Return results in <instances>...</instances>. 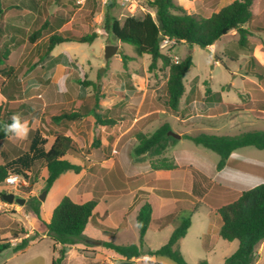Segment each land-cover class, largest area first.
<instances>
[{"label":"rangeland","instance_id":"1","mask_svg":"<svg viewBox=\"0 0 264 264\" xmlns=\"http://www.w3.org/2000/svg\"><path fill=\"white\" fill-rule=\"evenodd\" d=\"M2 1L0 53H4L5 49L9 47L10 60L5 62L7 64L6 67L0 66V79L6 77L3 70L11 65L14 67V73L21 80L23 49H26L24 56H29L32 60L35 57H43L47 40L53 33H72L77 36L98 33V37L91 44L65 42L55 46L54 55L67 51L77 59L70 56L71 65L59 64L58 68H50L48 59L41 60L42 62L39 61V67L37 66L33 70L37 78L29 84L23 83L21 80L23 89L26 86L29 88L18 101L10 104V109L15 111H20L22 106H25L23 109H26V107L33 108V111L23 117L22 121L28 123L29 130L39 129L47 137L46 148H49L53 142L54 134L57 132L65 133L68 129L77 138L78 141L74 140L81 147L84 154L68 153L66 159L77 165L84 163L87 167L90 163L86 162V155H93L95 160L109 157L112 147L108 150H102L100 148L102 139L112 143L130 127L137 115H144L153 108L165 110L170 115L179 114V111L171 110L167 103L166 82L169 74L168 68H164L162 63L158 62L155 69H150L151 59L149 55H138L133 44L121 43L115 40L105 26L106 14L120 21H123L127 16L142 17L147 12L154 16V11L147 7L144 3L145 0H38L39 7L35 10L25 6V4L31 5L29 4L30 0ZM176 1L188 13L208 17L222 5L231 3L234 0H219L218 2L217 0ZM214 2H217L216 6H214ZM259 2L260 0H252L253 20L255 18L256 20L248 24L252 32L248 36V44L244 48L238 45L239 35L237 32L231 31L219 39L213 48L190 47L186 43L178 41L168 51L161 49L163 53L171 57L172 61L175 57L180 61L188 54L192 56L193 66L184 78L185 93L182 96L183 100L187 93H190V95L188 101L184 104L185 109L180 115L181 118L192 117L185 123L177 121L170 116L162 121L155 119L150 127H147L144 122H137L130 131L121 137V142L127 141V145L134 142L138 144L136 139L138 132L151 134L157 130L156 128L164 120L170 123V128L173 132L184 136L195 135L200 132H214V129L217 128L214 125L215 122L219 125L228 122V125H231L230 129L220 131V134L224 135L233 136L249 130H264L263 111L247 110L237 113L239 110H243L244 106L234 105L230 109L232 111L229 112V115L215 118L219 116L221 108L213 103L212 98L207 99V97L212 95L211 92H207L210 89L212 92L220 93L227 102L241 103L243 100L244 103H247L246 108L257 109L256 104L262 103L249 100V93L254 92V84L260 83L264 88V9H259ZM46 22L47 28L35 47L29 42V36ZM15 26L19 30L11 33L9 28ZM6 32L9 33L6 34ZM107 45H118L121 51L113 54L110 58H106L105 50ZM122 55L128 56L125 63L122 61ZM77 60L81 64H78ZM80 80L93 83L88 86L87 94L83 99L79 98ZM62 88L65 90L61 91ZM244 91L248 93H242ZM96 95L99 96L100 105L105 100L108 106H112L113 110L108 112H104L101 106L96 109L104 118H113L115 121L114 125L102 126L96 122L92 115L81 117L75 121L62 120L57 122L52 120L53 116H58L63 111L87 112L95 107ZM246 95L249 98L248 100L245 98ZM120 99L123 100L120 101ZM5 101L6 99L0 94V105L4 104ZM118 101L120 102L115 105L114 103ZM263 104L264 100L260 105ZM237 109L239 110L236 111ZM215 114L216 116H214ZM231 117L233 118L232 122H230ZM172 144L173 142H170L167 149ZM178 145L182 150L197 148L200 153H205L210 160H213L214 157L219 159V155L216 152L202 145H197L186 137L182 138ZM28 146L29 134L22 139L10 135L7 139L0 142V164L23 153L28 149ZM167 149L163 154L167 152ZM132 151L135 152V148ZM241 151L245 153L242 155L257 160L259 158L264 160V152L259 155L256 151L260 150L254 146L244 147V150ZM142 156L139 155L136 164L138 178H143L148 168L159 165L160 159H162V155L158 156V158H153L149 153ZM107 166L102 169L108 171L110 166L113 167L112 163ZM99 169H101V165L95 164L87 170V173L93 177ZM212 171L216 174L214 169ZM215 174H213V179L215 180L210 183L209 189H213L212 186L224 178L222 175V178L217 175L215 177ZM19 176L17 183L8 184L4 181L0 184V242L9 241L15 245L20 243L21 236H25L27 232L35 227L42 231L40 227L41 215L40 218L35 215L33 209L35 202H33L32 197H36L38 201L36 205L39 207L44 202L43 211L46 217L51 214L52 208L64 195L68 180L76 177V173L69 171L60 182L54 186L52 185L53 188L48 190L49 193L45 189L47 170L43 164L39 163L32 170L28 179L21 175ZM134 179L133 183H135ZM196 182H199V185L202 183L198 177ZM238 186H240V183H238ZM201 187L203 193L207 192L203 184ZM248 187L245 184L240 191ZM43 191L47 192L46 199L41 200L39 196ZM10 193L24 202L19 203L14 200L10 203L4 200L3 194ZM218 202L212 201V204H218ZM189 206L188 210L168 220L170 225L161 234H153L150 230L148 237L152 236L149 240L145 239V246L147 243L150 246L166 244L165 238L169 234L171 235L176 226H178L177 224L180 223L181 218L190 215L192 225L189 234L185 240L180 241V250L185 261L188 264H199L202 260H206L208 264H223L224 258L230 252L236 250L239 242L237 240L230 242L220 237L221 218L213 213L215 209L209 207L204 200L195 199L194 203H190ZM192 206H198L199 209L193 212ZM208 209L211 211L210 216L208 215ZM154 223H160L159 214L154 218ZM126 225L127 227L120 234L113 235L111 232V235H109L110 232H108V240H113L117 244L139 243L136 208L127 217ZM207 231H209L210 235L207 234V236L200 238L201 233ZM36 235L35 230H33L30 237ZM78 241L85 242V239L80 237ZM60 247L57 246V249H60ZM89 248L86 245L85 252L81 249V253L86 257L91 255L87 251ZM91 249L96 251V248L91 247ZM141 251L143 253V248ZM11 254V250H6L3 256L0 257V264L1 261L11 256ZM168 261L170 264H178L171 259ZM19 262L21 263V256L14 259L11 264ZM133 263L146 264L145 261H134ZM62 264H65V259ZM103 264L111 263L107 258H104ZM113 264H120V260H115Z\"/></svg>","mask_w":264,"mask_h":264},{"label":"trees","instance_id":"2","mask_svg":"<svg viewBox=\"0 0 264 264\" xmlns=\"http://www.w3.org/2000/svg\"><path fill=\"white\" fill-rule=\"evenodd\" d=\"M217 2H214V6H216ZM144 3L154 11V16L147 12L142 17L127 16L123 21H120L106 14L105 26L115 40L121 43L133 44L138 55H149L151 59L150 69H155L158 62H161L164 68H168L169 74L166 82L167 103L171 110L179 111L181 98L185 93L184 78L193 66V60L191 54H188L178 62L172 61L171 57L161 51L160 43L162 39L170 37L175 38L179 42H184L190 47L208 48L231 31H236L239 35L238 45L246 47L248 36L251 33L248 24L254 18L251 9L252 0H234L208 17L188 13L176 0H145ZM29 4L31 5L25 4V6L31 10L39 7L37 0H30ZM261 7H264V0H261ZM2 13L3 1L0 0V16ZM157 17L162 22L161 26L156 19ZM46 26L47 22L29 36L31 44L37 43L42 38L44 30L47 28ZM9 29L11 33L19 30L16 26ZM8 33L6 32V34ZM97 37L98 33L82 36L72 33H53L47 40L45 53L40 60L48 59L50 68H54L58 64L69 66L71 61H69L70 55L68 53H61L58 56L51 54L55 46L65 42L91 44ZM9 56L10 48L7 47L4 53H0V66L6 67L7 64L5 62L10 60ZM121 58L125 63L128 56L122 55ZM3 73L6 77L0 79V94L6 101L0 105V142L11 135L5 134L3 125L11 123L10 118L14 114H20L21 119H23V117L33 111L31 107L23 109L25 106H22L20 111L10 109V104L21 98L24 89L19 76L14 73V67L10 65L3 70ZM79 84V98L83 99L87 94L88 86L93 83L80 80ZM207 92H211V90L208 89ZM213 94L220 98V93L215 92ZM95 100V107L85 113L63 111L60 115L53 116L52 120L57 122L62 120L75 121L81 117L92 115L96 122L102 126L114 125L115 121L113 118H104L102 114L97 112L96 108L100 107L98 95H96ZM233 107L234 105L232 104L224 105V108L229 111H232L230 109ZM169 130H171L170 125L165 123L151 134L138 132L136 134L138 144L135 148V153L137 155L146 153L162 155L170 142L176 140L168 135ZM28 134V149L0 164V184L13 173L28 179L32 170L41 163L47 170L45 189L48 191L65 172L73 171L79 173L82 170L81 165L74 164L66 159L68 153L84 154L78 143L66 133L57 132L54 134L53 142L49 148H46L47 137L39 129H30ZM184 137L216 152L220 156L217 164L219 170L226 166L229 156L238 148L254 146L258 149H264V130L245 131L233 136L200 132L195 135H185ZM157 168L172 169L175 168V165L169 159L163 157L160 159ZM32 200L35 202L34 213L40 218V207L36 205L38 201L36 197H32ZM203 200L209 207L214 208L221 218L220 237L227 241L237 240L239 242L237 250L227 257L223 264H254L256 259L255 249L258 244L264 241V181L252 187L244 188L234 198L227 201H219L218 204H212L206 197ZM100 206L101 203L97 199L84 203H77L68 195L61 199L53 209L50 221L46 223L48 234L54 242L53 248L57 253L53 264H62L66 257V246L78 242V238L83 235L93 215L99 213ZM160 209L159 197L155 194H149L136 217L139 244L118 245L110 241L103 243V245L120 254L127 261L139 258L142 255L141 249L145 245V235L149 229L154 228V218L157 217ZM198 209V206H192L193 212ZM190 226V215L182 217L167 243L155 250L149 249L147 254L150 256H168L178 264H188L181 253L180 241L186 235ZM28 243V238H23L16 245H12L9 241H1L0 257L6 250H11L12 253L21 251L26 248ZM57 245H61L60 249H57ZM148 264L161 263L148 261ZM199 264L208 263L206 260H202Z\"/></svg>","mask_w":264,"mask_h":264},{"label":"crops","instance_id":"3","mask_svg":"<svg viewBox=\"0 0 264 264\" xmlns=\"http://www.w3.org/2000/svg\"><path fill=\"white\" fill-rule=\"evenodd\" d=\"M228 4H224L220 8ZM259 9L260 10L264 9V7H261V0L259 2ZM255 20L256 18L253 21ZM36 45L37 43L33 44V46L35 47ZM215 45L216 43L208 48H213ZM25 51L26 49H23L22 51L23 59H21V68L23 69V71L21 72V80L23 83L29 84L32 83L35 80V78H37V75L33 72V70L35 67L39 65V61H41L40 60L41 57L38 58L35 57L32 60L29 56H24ZM61 53H68L70 56H72L67 51H63ZM61 53L54 55L52 51L51 54L53 56H58ZM72 57L75 58L74 56ZM77 63L81 64L78 60ZM58 66L59 64L56 65L55 68H58ZM254 87H255L254 92L249 93L250 99L247 97V95L245 98H247V100L249 99L250 101H257L263 103L264 88L261 86L260 83L254 84ZM28 88L29 87L26 86L24 88V92H26ZM213 93L215 92L211 91L212 95L210 97H207V99L212 98L213 103L219 105V108H221V112L218 114L219 116L215 118L229 115L230 111L224 108V105H229V104L244 106V109L239 110L237 113L247 110H251V111L258 110L264 112L263 110L264 104L260 105L262 103L256 104L257 109L255 108L250 109L245 107L247 103H244L243 100L241 101V103H231L225 101V99L222 97L221 94L219 98L215 96ZM242 93H248V92L244 91ZM189 95L190 93H187L184 97V100L183 98L181 99L179 114L170 115L167 114L165 110L153 108L152 110L146 112L144 115L141 116L137 115L134 122L131 123L130 127L117 139H115L112 143H109L108 141L102 139V143L100 146L102 150L104 149L108 150L109 148L112 147L109 157L107 158L103 157L100 160H95V157L93 155L91 154L86 155L85 160L86 162L90 163V165H87L86 167L84 163L80 164L82 166V170L79 173H76V177L68 180L67 188L65 189L64 195L61 196L60 200L52 208V212L53 209L58 205V203L65 195L70 196L72 200H74L77 203H84L92 199H97L101 203V206L99 208V213L93 215L86 230L81 236L82 238L85 239V242L78 241L76 244L66 246L67 252L65 258V264H96V263L103 264L104 258H107L111 264H113L114 261L117 259L120 260V264L123 261H127L120 254L105 247L103 243L112 241L113 243L117 244L113 240L110 239L108 240L107 237L108 232H110L109 235H111V232L113 233V235L120 234L121 231H123L127 227L126 223L129 214L132 213L134 208H136V217H137L138 211L145 203L146 198L148 197L149 194H155L156 196L159 197L161 209L159 212L160 223L159 224L155 223L154 228L149 229L145 235V239L147 238L148 240L152 236L151 235L148 237V232L150 230L151 232H153V234L155 233L161 234L166 227H169L170 223L168 222V220L175 218L176 215L178 214L180 215L185 210H188L190 208L189 204L194 203L195 199L203 200L205 197L206 198L209 197L210 202L227 201L229 199L234 198L240 192V189L244 187L245 184L246 186L252 187L257 183L264 181V160H260V158L259 160H257L254 158H250L249 156L242 155L245 154L244 151L243 152L241 151L244 150V147L234 150L229 156L226 166L223 169L219 170L217 168V164L220 160V156L219 159H215L214 157L213 160H210L206 157L205 153L204 154L200 153V151H198L199 149L197 148L182 150V148L178 145V143L179 141L182 140V138H184V135L180 133L178 134H180L181 137L179 139L175 138L176 140L173 142L171 147L167 149V152L165 154H162V158L163 157L169 158V161H171L175 165V168L160 169L157 168V166L155 167L150 166L146 172V175H143V178L137 177L138 173L136 170V164L139 155H137L135 152L132 151V149L136 148L137 143L134 142L133 144L131 143L127 145L128 144L127 141L125 142L120 141L121 137L124 134H126L128 131H130L137 122L139 123L144 122L147 127H150L152 126V123L155 119L162 121L163 119L169 116L175 118L177 121H181L183 123L187 122L192 116L181 118L180 115L185 109L184 104L186 103V101H188ZM121 100L123 99H120V101ZM120 101L115 102L114 104L116 105ZM106 102L107 101L105 100L101 102L100 106L101 108H103V111L108 112L109 110H113L112 106L111 105L108 106ZM214 116H216V114ZM232 120L233 118L231 117L230 122H232ZM165 123H168L170 125L168 121L164 120L160 124V126ZM228 124L229 123L227 122L226 124H220L221 125L220 126L218 123L215 122L214 125L217 126V128L214 129V132H209V133L224 135V134H220L221 133L220 131L230 129L231 125ZM65 133L66 135H69L73 139L78 141L70 130L67 129ZM246 147H251V146H246ZM259 150L260 151H256V152H258L259 155L261 153L263 154L264 149H259ZM150 155L153 158H158V155H152V154ZM141 157L143 156L141 155ZM111 160L112 162H110ZM109 162L112 163L113 167L110 166V169L108 171L103 170L102 169L103 167H108L107 165L110 164ZM95 164H100L101 169L98 170L97 174L91 177L88 175L87 170ZM213 169L216 171V174L212 171ZM68 172L69 171L62 174L54 182L53 186L56 183L60 182V180H62V178L66 176ZM213 174H215V177L216 175L218 177L219 176L221 177L222 175V177L224 178L221 177L222 179H220L219 182L217 181V183H215V185L212 186L213 189L211 188L212 189L211 190L209 189L210 183L214 182L215 180L213 179ZM197 177L202 182L200 183V185L199 182H196ZM133 179L135 183H133ZM238 183H240V186H238ZM202 184L205 190H207V192L203 193V189L201 187ZM218 185H220V187H218ZM53 186L51 187V189L53 188ZM43 203L44 202H42L40 207V215H41L40 227L42 228V231H39L35 227L31 231L27 232L25 236H21V240L23 238L29 239V243L26 246V248H24L19 252L12 253L11 256L1 261V264H11L13 260L17 259L19 256H21V263L19 262L16 264H53V260L57 257V253L53 248L54 242L49 236L48 230L46 228V223L50 221L52 212L51 214H48L45 217L43 211ZM210 213L211 211L209 210L208 213L209 216ZM213 213L215 215H218L215 211ZM190 228L187 230L186 235L181 239V242L186 239L187 235L189 234ZM33 230H35L37 235L34 237H30V235L33 233ZM207 234H209V231L205 233H201L200 238L207 236ZM169 237L170 234L165 238L166 241H168ZM132 243H126V244H132ZM126 244H118V245H126ZM135 244H139V243H135ZM86 245L90 247L87 250L91 254L89 257H86L81 253V249L82 251L85 252ZM162 245L164 244H159V245L156 244V246H152V245L150 246V244L147 243V245L146 246L144 245L143 247L144 251L142 255L139 258L131 259L130 262L132 264H135L133 263L134 261L144 262L143 257L148 256L153 258V260H151L152 262H158L161 264H170L168 261L170 258L168 256H150L147 254V251L149 249L155 250L161 247ZM57 246H61V245H57ZM91 247L96 248L95 249L96 251H93ZM236 250H234V252ZM255 250H256L255 264H264V241L258 244ZM234 252H230V254L227 257H229ZM3 254L1 256H3ZM226 258H224V261Z\"/></svg>","mask_w":264,"mask_h":264},{"label":"clouds","instance_id":"4","mask_svg":"<svg viewBox=\"0 0 264 264\" xmlns=\"http://www.w3.org/2000/svg\"><path fill=\"white\" fill-rule=\"evenodd\" d=\"M65 89H61L64 91ZM11 123H6L3 125V131L5 134L14 135L17 138H24L29 133V126L26 121H22L20 114H14L11 118ZM144 261L147 262L153 260L152 257H143Z\"/></svg>","mask_w":264,"mask_h":264},{"label":"water","instance_id":"5","mask_svg":"<svg viewBox=\"0 0 264 264\" xmlns=\"http://www.w3.org/2000/svg\"><path fill=\"white\" fill-rule=\"evenodd\" d=\"M159 22L160 26L162 25V22L159 17L156 18ZM121 49L118 45H107L105 50V57L110 58L113 54L120 52ZM168 135L174 137V138H180L181 135L178 133L173 132L172 130L168 131ZM46 191H43L42 194H40L39 199L44 200L46 196ZM4 200L7 202H13L14 200L19 203H23L24 201L22 199L16 198L14 194H3ZM121 264H132L130 261H123Z\"/></svg>","mask_w":264,"mask_h":264},{"label":"built area","instance_id":"6","mask_svg":"<svg viewBox=\"0 0 264 264\" xmlns=\"http://www.w3.org/2000/svg\"><path fill=\"white\" fill-rule=\"evenodd\" d=\"M177 42L178 41L175 38L165 37L162 39V41L160 43V48L168 51ZM173 61L178 62L179 59L177 57H175ZM19 178H20L19 174H11L6 178L5 182L8 184H14V183H17L19 181Z\"/></svg>","mask_w":264,"mask_h":264}]
</instances>
